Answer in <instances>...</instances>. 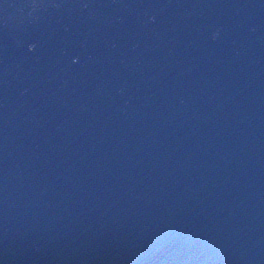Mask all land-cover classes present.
Instances as JSON below:
<instances>
[{"label": "water", "instance_id": "water-1", "mask_svg": "<svg viewBox=\"0 0 264 264\" xmlns=\"http://www.w3.org/2000/svg\"><path fill=\"white\" fill-rule=\"evenodd\" d=\"M0 264H264V0H0Z\"/></svg>", "mask_w": 264, "mask_h": 264}]
</instances>
